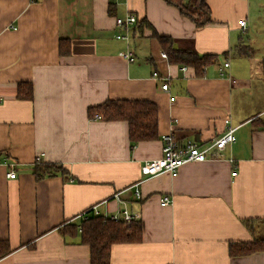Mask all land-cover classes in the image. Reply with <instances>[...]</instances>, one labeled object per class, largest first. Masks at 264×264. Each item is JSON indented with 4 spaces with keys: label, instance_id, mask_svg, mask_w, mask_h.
Segmentation results:
<instances>
[{
    "label": "crops",
    "instance_id": "0c3cea01",
    "mask_svg": "<svg viewBox=\"0 0 264 264\" xmlns=\"http://www.w3.org/2000/svg\"><path fill=\"white\" fill-rule=\"evenodd\" d=\"M206 3L211 21L196 27L166 0H0V241L13 250L0 264H91L90 247L59 230L93 208L142 222V241L113 245L111 264H264V251L229 252L253 240L243 220H264V0ZM128 13L138 19L133 63L116 38ZM154 32L212 62L202 75L183 71L161 57ZM167 74L164 93L156 76ZM21 83L32 99L18 96ZM109 99L157 104L158 139L132 148L127 122L91 118ZM226 120L236 141L219 159L143 175L163 135L205 144ZM38 159L67 174L37 179Z\"/></svg>",
    "mask_w": 264,
    "mask_h": 264
},
{
    "label": "trees",
    "instance_id": "16d2710c",
    "mask_svg": "<svg viewBox=\"0 0 264 264\" xmlns=\"http://www.w3.org/2000/svg\"><path fill=\"white\" fill-rule=\"evenodd\" d=\"M170 5L177 7L182 15L188 17L196 27L208 24L210 10L206 0H166ZM143 21L140 26L145 25ZM149 25V24H148ZM150 26V25H149ZM143 27V26H142ZM166 51L171 64L190 66L202 75L204 69L212 62L210 56L200 57L192 48L183 49L175 46V40L153 35ZM61 40L60 51L63 53ZM68 52V51H67ZM65 52V53H67ZM18 96L21 99H32V87L28 84H19ZM96 114L102 115L106 121H125L129 125L131 147L139 142L158 139L159 109L157 104L148 100H115L109 99L99 106L89 109L93 118ZM37 179L66 175L67 171L57 164L37 161L33 168ZM250 232L253 240L250 242L231 243L229 252L232 257H242L264 251V237L257 234V227L264 226V220L246 219L242 221ZM60 233L64 237L78 239L81 244L90 247L91 264H111L112 247L116 244H133L142 241V222L133 220L129 226L122 222L106 219L105 216L90 213L87 219H80L73 224L62 227ZM13 252L8 241H0V260Z\"/></svg>",
    "mask_w": 264,
    "mask_h": 264
},
{
    "label": "built area",
    "instance_id": "2783aa9c",
    "mask_svg": "<svg viewBox=\"0 0 264 264\" xmlns=\"http://www.w3.org/2000/svg\"><path fill=\"white\" fill-rule=\"evenodd\" d=\"M138 24V19L134 14L128 13L124 17L116 18V25L122 29L123 33L116 36L117 39L124 40L128 44L125 51L120 53V57L129 63H133L136 60L134 53L130 48L131 32L134 27ZM241 27H246L245 21H240ZM161 57L169 60L168 54L166 52L161 53ZM229 63L224 64V68H227ZM182 70H186V66H182ZM221 75H225V70L220 69ZM156 79L160 82V88L162 92H170V81L172 76L170 74L164 75L162 77L156 76ZM171 102L175 101V98L170 99ZM93 119L102 120L103 117L100 114H96ZM226 125H228L226 131L219 137L211 140L208 143L201 144L199 142L179 141L178 137L174 132L163 135L162 137V156L158 159L146 162L142 166V173L146 177H156L162 174H171L176 176L179 170L192 163H202L210 160H216L223 156V153L228 145L233 144L236 141V128L232 127L229 120H226ZM38 161H40L38 159ZM16 172L10 170L8 177L10 179L16 178ZM236 176V173L233 174ZM135 195L137 198H141L140 191L136 189ZM172 203V199L169 196H164L161 198L162 206H169ZM90 213L95 215H100L96 208L85 212L80 217L81 219H87ZM106 219L115 222H122L125 226H129L136 217L129 212L124 210L120 214H114L110 216H105Z\"/></svg>",
    "mask_w": 264,
    "mask_h": 264
}]
</instances>
